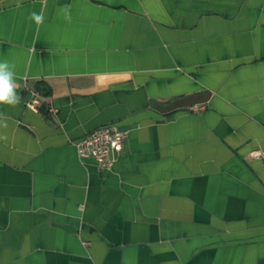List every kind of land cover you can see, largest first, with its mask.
I'll list each match as a JSON object with an SVG mask.
<instances>
[{
  "label": "crops",
  "instance_id": "1",
  "mask_svg": "<svg viewBox=\"0 0 264 264\" xmlns=\"http://www.w3.org/2000/svg\"><path fill=\"white\" fill-rule=\"evenodd\" d=\"M5 60L0 264H264V0H0Z\"/></svg>",
  "mask_w": 264,
  "mask_h": 264
},
{
  "label": "built area",
  "instance_id": "2",
  "mask_svg": "<svg viewBox=\"0 0 264 264\" xmlns=\"http://www.w3.org/2000/svg\"><path fill=\"white\" fill-rule=\"evenodd\" d=\"M24 105L33 112H39L46 106L51 113H55L50 100L37 90L29 93ZM126 137L125 130L109 123L89 131L73 145L80 160H93L99 169L111 170L114 156L121 152Z\"/></svg>",
  "mask_w": 264,
  "mask_h": 264
},
{
  "label": "clouds",
  "instance_id": "3",
  "mask_svg": "<svg viewBox=\"0 0 264 264\" xmlns=\"http://www.w3.org/2000/svg\"><path fill=\"white\" fill-rule=\"evenodd\" d=\"M22 0H16V6L20 7ZM67 9L69 6H63ZM29 19L32 20L37 26L44 22L43 11L37 13L33 11L29 15ZM65 19L71 20L69 14L65 15ZM18 85L16 83L15 65L10 64L8 61H0V105L16 106L20 103L21 95L17 91ZM0 127H7V116L5 113L0 112ZM0 139H7L0 136Z\"/></svg>",
  "mask_w": 264,
  "mask_h": 264
},
{
  "label": "trees",
  "instance_id": "4",
  "mask_svg": "<svg viewBox=\"0 0 264 264\" xmlns=\"http://www.w3.org/2000/svg\"><path fill=\"white\" fill-rule=\"evenodd\" d=\"M36 89L39 90L44 96L48 95L46 92V87L43 82H38L36 85Z\"/></svg>",
  "mask_w": 264,
  "mask_h": 264
}]
</instances>
